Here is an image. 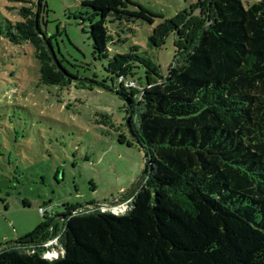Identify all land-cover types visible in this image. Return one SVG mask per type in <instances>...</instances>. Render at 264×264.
<instances>
[{
  "label": "trees",
  "instance_id": "trees-1",
  "mask_svg": "<svg viewBox=\"0 0 264 264\" xmlns=\"http://www.w3.org/2000/svg\"><path fill=\"white\" fill-rule=\"evenodd\" d=\"M81 5L87 11L74 16L89 21L94 58H109L107 78L93 82L118 91L125 120L138 110L131 123L148 153V175L124 214L82 211L66 218L61 233L55 217L45 215L46 224L15 240L20 245L0 250V264H264V0L249 8L242 0H209L212 17L185 53L174 20L182 11L166 18L133 0ZM36 10L34 0L21 6L20 19H7L0 35L34 46L41 84L68 87L79 75L58 58L52 41L60 33L43 29L42 9L38 22L46 39L37 33ZM156 17L164 19L153 26L149 46L160 48L171 35L179 56L161 82L149 85V73L160 75L158 65L140 56L137 44L110 56L109 44L125 38H115L108 24L154 25ZM130 81L146 86L137 90ZM97 116V123L112 125L110 115ZM6 169L0 149L5 207L23 174ZM54 236L62 253L49 259L43 243ZM29 241L38 246L25 250Z\"/></svg>",
  "mask_w": 264,
  "mask_h": 264
},
{
  "label": "rangeland",
  "instance_id": "rangeland-1",
  "mask_svg": "<svg viewBox=\"0 0 264 264\" xmlns=\"http://www.w3.org/2000/svg\"><path fill=\"white\" fill-rule=\"evenodd\" d=\"M30 1L33 0H0L3 29L7 19H20L19 8ZM133 1L166 18L182 11L174 18L182 31V53L195 44L212 17L209 0ZM242 1L249 8L256 0ZM41 9L43 29L48 35L60 33L52 41L58 58L66 60V67L79 76H73L70 86L64 88L41 84L34 46L29 42L14 44L0 35L2 165L7 166V173L14 167L23 173L19 176L21 184L8 197V206L0 203V244L23 238L46 224L39 207L51 209L59 233L67 218L62 215L75 207L87 205L86 210L111 211L114 206H99L97 202L120 198L138 180L145 164L143 149L124 126L125 100L117 90L104 89L93 82L94 76L98 81L107 78L109 58H94L89 21L74 16L87 11L81 0H41ZM163 19L156 17L154 25L144 20L108 24L115 38H125L122 44H109L110 56L129 52L137 44V53L158 65L160 75L149 73V85L161 82L179 56L171 35L160 48L148 44L153 26ZM145 71L144 67L139 69L137 78L143 77ZM140 82L128 85L142 90L146 85ZM137 111L133 110L132 115ZM100 113L110 115L112 125L97 123ZM132 197L123 202L130 204ZM25 200L29 204L24 206ZM56 237L43 245L49 241L54 245ZM35 245L37 242L24 247L27 250Z\"/></svg>",
  "mask_w": 264,
  "mask_h": 264
},
{
  "label": "water",
  "instance_id": "water-1",
  "mask_svg": "<svg viewBox=\"0 0 264 264\" xmlns=\"http://www.w3.org/2000/svg\"><path fill=\"white\" fill-rule=\"evenodd\" d=\"M40 1H37V10H36V31L37 33H39L40 35H43L44 39H46V35L42 32V30L39 28V22H38V10H39V6H40ZM51 53L52 56L54 58V61L59 65V67H62L61 64L58 62V59L56 58L55 52L53 50V48L51 49ZM132 113L129 114L128 118L126 119V128L128 133L130 134V136L141 146V148L144 151V155H145V164H144V169L141 173V175L139 176L138 180L132 185V187L130 189H128L120 198L109 202V203H101V202H97L96 205L99 206H114L117 205L121 202H123L124 200H126L128 197L132 196L133 194H135L142 186V184L144 183L147 175H148V171H149V163H148V153L146 152V149L144 148V146L142 145V143L140 142L139 138L136 136V134L134 133L133 127H132V123H131V118H132ZM88 208L87 205L85 206H81V207H77L74 208L72 211L63 214L62 218H66L68 216H71L73 214H76L78 212H82V211H86V209ZM33 241H29L27 243H32ZM22 242L20 241H12V242H8V243H4V244H0V250L7 248L9 246H13V245H20Z\"/></svg>",
  "mask_w": 264,
  "mask_h": 264
},
{
  "label": "built area",
  "instance_id": "built-area-1",
  "mask_svg": "<svg viewBox=\"0 0 264 264\" xmlns=\"http://www.w3.org/2000/svg\"><path fill=\"white\" fill-rule=\"evenodd\" d=\"M129 83L132 85L136 84L135 81H130ZM129 208H130V204L128 202H121L117 205H114V208L111 209V212L114 214H120L122 211L126 212ZM39 211L43 215H51V209L50 208L40 207ZM57 238H58V236L56 237V239ZM44 245H45V247L48 248V249H46V251L44 253V256L46 258H49V259L57 258L62 253L61 249L56 248V246L58 245L57 241H55L54 245H52L51 241H49L48 243H46Z\"/></svg>",
  "mask_w": 264,
  "mask_h": 264
}]
</instances>
